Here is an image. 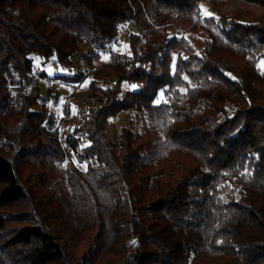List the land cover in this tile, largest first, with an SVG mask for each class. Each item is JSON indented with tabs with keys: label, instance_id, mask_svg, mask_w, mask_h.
<instances>
[{
	"label": "trees",
	"instance_id": "trees-1",
	"mask_svg": "<svg viewBox=\"0 0 264 264\" xmlns=\"http://www.w3.org/2000/svg\"><path fill=\"white\" fill-rule=\"evenodd\" d=\"M204 1L232 0H0V264H264V20ZM82 42L72 122L32 53Z\"/></svg>",
	"mask_w": 264,
	"mask_h": 264
},
{
	"label": "rangeland",
	"instance_id": "rangeland-1",
	"mask_svg": "<svg viewBox=\"0 0 264 264\" xmlns=\"http://www.w3.org/2000/svg\"><path fill=\"white\" fill-rule=\"evenodd\" d=\"M204 13L207 16L213 15L217 12L222 13H241L243 11L247 18L251 20H264V6L260 3H254L250 0H232L228 3L218 2L210 3L208 1L203 2ZM141 27L134 23L128 22L123 25L120 30L118 40L114 44L110 45L115 50L121 52H129V42L128 35L131 31H138ZM177 30L173 28L171 34L176 33ZM92 45L87 42H82L79 46L78 51L73 54L74 64L70 67H63L55 61V58L52 57L49 62L44 63L42 58L37 53H32V58L34 61V69L41 70L44 69L48 73L47 78H42L40 80V90L45 94L48 87L52 92H57L59 98L55 100L54 98L46 99V105L51 109L58 117L64 115V106L69 104V117L72 122L79 121V111L83 109L86 100H87V91H88V81L89 77L85 78L81 83H66L65 81L55 77L57 74L67 73L72 74L77 71H86L89 72L93 69V64L95 60L90 59L92 54ZM108 58V53L101 51L100 58L97 61L102 63L105 59ZM259 66L264 70V58L260 60ZM162 91L160 95H162ZM67 102V103H66ZM128 122L127 115L125 112H120L117 116L110 118L108 125L109 135L113 138H117L120 133L121 126ZM78 166L82 169H85L84 163H77Z\"/></svg>",
	"mask_w": 264,
	"mask_h": 264
}]
</instances>
